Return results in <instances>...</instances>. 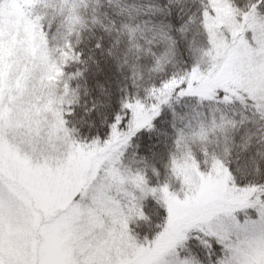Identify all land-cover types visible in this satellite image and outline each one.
Here are the masks:
<instances>
[{
    "label": "snow or ice",
    "instance_id": "obj_1",
    "mask_svg": "<svg viewBox=\"0 0 264 264\" xmlns=\"http://www.w3.org/2000/svg\"><path fill=\"white\" fill-rule=\"evenodd\" d=\"M0 264H264V0H0Z\"/></svg>",
    "mask_w": 264,
    "mask_h": 264
}]
</instances>
